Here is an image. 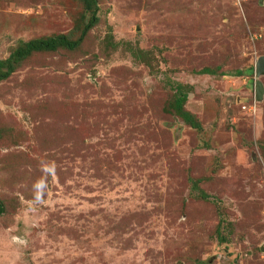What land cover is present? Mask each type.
<instances>
[{"label":"rangeland","instance_id":"obj_1","mask_svg":"<svg viewBox=\"0 0 264 264\" xmlns=\"http://www.w3.org/2000/svg\"><path fill=\"white\" fill-rule=\"evenodd\" d=\"M94 2L0 80V264H264V0ZM89 16L0 0V59Z\"/></svg>","mask_w":264,"mask_h":264},{"label":"trees","instance_id":"obj_2","mask_svg":"<svg viewBox=\"0 0 264 264\" xmlns=\"http://www.w3.org/2000/svg\"><path fill=\"white\" fill-rule=\"evenodd\" d=\"M84 4L85 10H87L90 14L87 23L82 27L80 36L71 40L65 35H55V36H46L33 38L25 41H20L18 44L9 52V54L0 59V80L7 78L19 65V63L28 55L37 52H47V51H55L59 48H64L68 50L75 49L80 43L82 37L85 32L92 26L94 21L96 20V5L94 0H81ZM252 68V67H251ZM251 70V69H249ZM204 74H210L211 71L207 69H203L201 71ZM240 71H235L232 75H240ZM221 75H224L222 73ZM184 87L180 84H177L175 87V98L171 103L172 109L175 111L176 115L182 119V121L188 124L190 127L198 128L197 121L192 117V115L185 111L183 106V101L185 98ZM3 212V206L0 204V213ZM221 230H217L218 234ZM220 240L223 239L222 236L219 237Z\"/></svg>","mask_w":264,"mask_h":264},{"label":"water","instance_id":"obj_3","mask_svg":"<svg viewBox=\"0 0 264 264\" xmlns=\"http://www.w3.org/2000/svg\"><path fill=\"white\" fill-rule=\"evenodd\" d=\"M253 72L256 77L264 73V55H259L256 58L254 62ZM254 89H255V99L260 100L263 94V87L259 79L255 80Z\"/></svg>","mask_w":264,"mask_h":264},{"label":"clouds","instance_id":"obj_4","mask_svg":"<svg viewBox=\"0 0 264 264\" xmlns=\"http://www.w3.org/2000/svg\"><path fill=\"white\" fill-rule=\"evenodd\" d=\"M38 191L44 188V183L41 181L37 186ZM37 202H39V195L36 197Z\"/></svg>","mask_w":264,"mask_h":264}]
</instances>
